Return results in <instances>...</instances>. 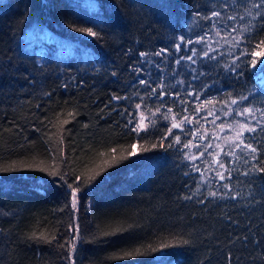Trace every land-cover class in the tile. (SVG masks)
<instances>
[{"label":"trees","instance_id":"trees-1","mask_svg":"<svg viewBox=\"0 0 264 264\" xmlns=\"http://www.w3.org/2000/svg\"><path fill=\"white\" fill-rule=\"evenodd\" d=\"M251 2L0 0V264H68L60 245L73 222L76 264H264V177L243 174L254 162L239 149L240 158L225 154L238 143L236 125L255 123L239 112L264 108V83L248 57L236 59L259 38ZM29 30L37 36L27 39ZM241 36L248 42L237 44ZM193 47L196 63L177 65ZM233 61L236 72L226 67ZM140 113L148 126L137 134L128 121ZM188 113L195 120L185 124ZM199 139L203 155L191 161L184 145ZM65 181L81 188L78 211L65 207ZM136 250L147 254L125 255Z\"/></svg>","mask_w":264,"mask_h":264},{"label":"snow or ice","instance_id":"snow-or-ice-1","mask_svg":"<svg viewBox=\"0 0 264 264\" xmlns=\"http://www.w3.org/2000/svg\"><path fill=\"white\" fill-rule=\"evenodd\" d=\"M248 12V16L252 18V20L256 21L255 24H253L252 28L249 30L250 33L254 36H259L258 39L255 40V42L253 43L252 47L250 49H242L240 56H238L236 59L239 60L241 57H248L249 59H247L245 61V67L250 68L253 73L255 74L256 72H260L262 75H264V0H252L251 2V7L247 9ZM220 12H213L212 16L214 17H220ZM205 19H209V17H205ZM228 19L230 20H235L236 17L232 16V17H228ZM77 32L80 33H85L90 37H94L99 39L100 38V33H98L97 31H94L93 28H88V27H77L75 29ZM232 31H236L235 28L232 29ZM180 41L187 44V45H193V44H199V43H203L205 40L204 36H200L197 40L193 41L192 39H188L187 41H185V38L183 36H181ZM247 43L248 42V38L241 36L240 40H238L236 43L240 44V43ZM175 48L177 51L181 50V44L177 43L175 45ZM167 52V49H160L159 51L152 53V55L155 56H161L163 54H165ZM192 55L189 56H181L178 59L175 60V63L177 65H179L181 63L182 60H187V61H191L192 64H195L196 61L193 59V57L196 55L197 50L193 47L191 49ZM149 55V53L146 52H141L140 56L141 57H147ZM203 55L205 57L208 56V52L205 51L203 53ZM226 67H230L232 72H236L237 71V65L236 62L233 61V64L230 66H226ZM138 72L142 71V69H137ZM193 71H195L193 69ZM203 74V73H201ZM113 75H115V73H113ZM238 75H243V70H241ZM193 79H196V77L194 76ZM140 84L144 85L146 88L150 87L149 81L141 79L139 81ZM181 83H183V81H181ZM158 88L163 89L164 88V84L161 83L159 85H157ZM156 94V89H152L151 92L149 93V95H155ZM164 95H169L168 93L165 92H161L160 96L161 98ZM178 95V94H177ZM113 99L119 100V99H127V97H119V96H115L113 97ZM240 99L242 101L244 100H249V96H241ZM232 104H236L237 101L235 99H233L231 101ZM136 109H140L141 105L140 104H136L135 105ZM159 109H157L158 111ZM171 111V110H169ZM258 113V115H257ZM239 115L241 116H245L247 115L248 117L251 118L252 121H255V123H242L240 124V131L237 132L236 134V140L238 141V143H234L232 149L230 151H228L227 153H225L228 156H232V157H236V158H240L237 156V152L235 151V149H239L240 152L244 153L245 156L249 157V159L245 160V163H249L254 162L251 164V168L249 169V171L244 172L243 174L245 176L251 174V173H255L257 175H259L260 177H264V160L261 159V155H264V143H252V142H247L249 139H251L252 141H256L259 138L264 139V136H262V134H264V108H253V107H246L244 108L242 111L239 112ZM167 118V117H165ZM147 119V117L144 116V113H140V119L136 120L135 122L133 121V119H129L128 121V125H131V131L136 132L137 134H139L140 131H146L147 130V126L144 123V120ZM185 120H187V117L184 118ZM181 123H183V121H181ZM173 128H178L180 127V124H176L173 123L172 125ZM170 131V130H169ZM245 133L248 134V136H245ZM177 142H179V137H176ZM189 144H185L184 147L187 148L189 147ZM132 149L134 150L136 145L133 144L131 145ZM153 147H155V145H153ZM169 147H171V145H169ZM207 147H211V145H208ZM219 147V146H217ZM111 151L113 153L116 152L115 148H112ZM221 151H223V149H221ZM134 151L133 152H129V156L134 155ZM201 155H203V153H201ZM126 157H122L121 159H125ZM191 159H196L195 156L191 157ZM219 166L222 169H226V165L223 162H219ZM52 175H61V178H63L61 173L55 172L53 171L51 173ZM96 175H100L99 172L96 173ZM216 175L220 178V180H224L226 179V177L224 176L223 172H217ZM95 177H91L90 179H94ZM77 180H79V177H77ZM67 189L69 190L67 193L68 196V203L65 205V207H70L71 209H74L76 211H78V193L81 191V188L79 186H73V184L71 183H67V181H65ZM223 188L228 189L229 185L228 184H224ZM226 194H221L220 198H224ZM249 195H251V193H249ZM207 196L209 197H216L217 193L213 192V191H209L207 193ZM237 196H239V193H235L231 196L232 199H236ZM185 200H190L192 199L191 196H184L183 197ZM201 203H203V201H201ZM69 231L72 233L71 238L67 241H65L64 244H61L60 247L61 248H67V254L64 257L67 261L68 264H76V259H75V254H76V250H77V244L80 241L81 237L79 236V232H80V226L78 223H71L69 224ZM33 238H37L35 236V234H33ZM41 239H44L46 243H51L53 240H56L55 236H52L51 239H48L47 237H40ZM185 243H187V241H185ZM165 247H168V245H165ZM151 251H159V249H151ZM147 253L144 252H140L139 250H136L134 253L133 252H129L126 253L125 255L130 257L133 255L136 256H141V255H146ZM230 264V261H229Z\"/></svg>","mask_w":264,"mask_h":264},{"label":"rangeland","instance_id":"rangeland-1","mask_svg":"<svg viewBox=\"0 0 264 264\" xmlns=\"http://www.w3.org/2000/svg\"><path fill=\"white\" fill-rule=\"evenodd\" d=\"M35 32V31H34ZM33 31L29 30L26 34V38L27 39H31V38H34L36 37L37 35L34 33ZM41 37V40H47V41H50L51 40V34L48 30H45L43 34L40 35ZM39 56H43V52L42 50H39ZM256 79L260 82V83H264V75H262L260 72H256ZM145 116V115H144ZM146 117V116H145ZM187 117V120H185L184 118ZM183 118V121L185 124H190V123H193L194 120H195V115H192L191 113H188V114H185ZM140 119V118H139ZM144 123L146 126H148V118L144 120ZM236 129H240V124H237ZM233 136L236 137V133H233ZM236 141V140H235ZM191 149H189L188 151V154L191 155L192 157L195 156L197 157L199 154H201V150L203 151V146L201 144V140H197L195 141V143L193 144L192 142L189 143ZM189 147V148H190ZM221 149L223 148H220L217 150V157L220 156L223 152H224V149L223 151H221ZM191 161H197V160H193V159H190ZM208 160L206 159H203L201 161V163L199 164L200 166H203V167H206L207 164H208ZM204 171V170H203Z\"/></svg>","mask_w":264,"mask_h":264}]
</instances>
